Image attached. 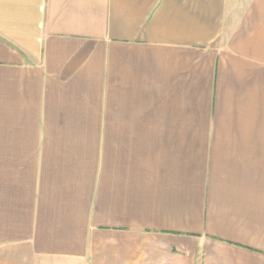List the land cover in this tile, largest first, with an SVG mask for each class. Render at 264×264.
<instances>
[{
	"label": "crops",
	"instance_id": "crops-1",
	"mask_svg": "<svg viewBox=\"0 0 264 264\" xmlns=\"http://www.w3.org/2000/svg\"><path fill=\"white\" fill-rule=\"evenodd\" d=\"M0 264H264V0H0Z\"/></svg>",
	"mask_w": 264,
	"mask_h": 264
}]
</instances>
